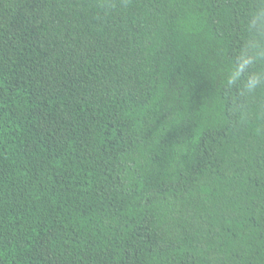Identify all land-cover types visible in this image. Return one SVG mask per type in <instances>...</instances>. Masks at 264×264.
I'll use <instances>...</instances> for the list:
<instances>
[{"label": "trees", "instance_id": "trees-1", "mask_svg": "<svg viewBox=\"0 0 264 264\" xmlns=\"http://www.w3.org/2000/svg\"><path fill=\"white\" fill-rule=\"evenodd\" d=\"M261 10L0 0V264H264Z\"/></svg>", "mask_w": 264, "mask_h": 264}, {"label": "clouds", "instance_id": "clouds-1", "mask_svg": "<svg viewBox=\"0 0 264 264\" xmlns=\"http://www.w3.org/2000/svg\"><path fill=\"white\" fill-rule=\"evenodd\" d=\"M264 21V10L257 13L256 19L253 21L252 27L257 28L258 22ZM264 56L258 44H251L237 58L236 63L229 71L227 77V86L232 87L241 80L242 75L249 73L244 82V88L248 92H253L256 88L264 83V71L253 70L257 60Z\"/></svg>", "mask_w": 264, "mask_h": 264}]
</instances>
